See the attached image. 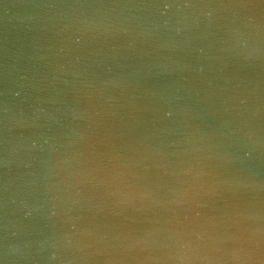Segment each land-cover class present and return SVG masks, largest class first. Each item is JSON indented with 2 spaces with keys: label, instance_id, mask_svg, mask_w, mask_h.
I'll return each mask as SVG.
<instances>
[{
  "label": "water",
  "instance_id": "1",
  "mask_svg": "<svg viewBox=\"0 0 264 264\" xmlns=\"http://www.w3.org/2000/svg\"><path fill=\"white\" fill-rule=\"evenodd\" d=\"M0 264H264V0H0Z\"/></svg>",
  "mask_w": 264,
  "mask_h": 264
}]
</instances>
